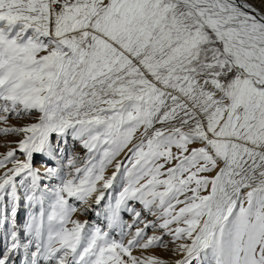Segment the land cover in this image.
<instances>
[{"label": "snow or ice", "instance_id": "snow-or-ice-1", "mask_svg": "<svg viewBox=\"0 0 264 264\" xmlns=\"http://www.w3.org/2000/svg\"><path fill=\"white\" fill-rule=\"evenodd\" d=\"M0 147V264H264V0H0Z\"/></svg>", "mask_w": 264, "mask_h": 264}, {"label": "rangeland", "instance_id": "rangeland-1", "mask_svg": "<svg viewBox=\"0 0 264 264\" xmlns=\"http://www.w3.org/2000/svg\"><path fill=\"white\" fill-rule=\"evenodd\" d=\"M3 151H5V149L2 148V147H0V152H3ZM37 166H39V159L37 160ZM113 194L115 195V193H113ZM24 217H25V212H24L23 210H21V211H20V219L23 220ZM80 218H81V219H88L90 222L95 221V222H97V223H100V221L97 220V218H96L92 213H89L88 216H86V217H80ZM125 219H126V220H130L131 218H130L129 216L125 215ZM156 254H157V255H160V256H163V257H165V258H167V256H166L167 253H165V252H163V251H159V250H158V251L156 252Z\"/></svg>", "mask_w": 264, "mask_h": 264}, {"label": "bare ground", "instance_id": "bare-ground-1", "mask_svg": "<svg viewBox=\"0 0 264 264\" xmlns=\"http://www.w3.org/2000/svg\"><path fill=\"white\" fill-rule=\"evenodd\" d=\"M111 171V170H110ZM167 258H168V254H166Z\"/></svg>", "mask_w": 264, "mask_h": 264}]
</instances>
